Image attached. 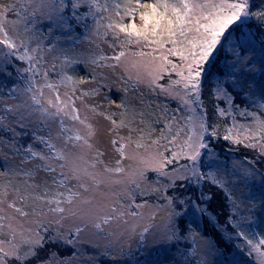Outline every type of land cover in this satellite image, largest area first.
Here are the masks:
<instances>
[{
  "label": "snow or ice",
  "instance_id": "obj_1",
  "mask_svg": "<svg viewBox=\"0 0 264 264\" xmlns=\"http://www.w3.org/2000/svg\"><path fill=\"white\" fill-rule=\"evenodd\" d=\"M131 3L132 0H128V4ZM128 4L123 7V16L121 5L114 4L117 19L109 17L106 24L97 17L101 11L108 10L107 4L101 7L98 0H26L22 10L27 15L22 18L21 9L15 2L0 4V76L4 78L0 80V130L11 133V140L0 137V164L4 165L0 168V177L23 178L19 184H13L11 179L0 184V264H82L80 234L89 227L106 239L115 237L116 243L126 242L129 250L133 239L138 247L146 246L151 221L158 218V212H153L150 223L142 227L130 222L129 218L133 221L142 219L143 210L150 207L146 200L136 203V195L152 193H162L158 198L165 203L155 207L167 220L163 231L152 237L154 244L173 247L180 241L190 242L191 254H196L198 241L202 240L209 250L224 258V264H230L216 244L197 230V221L193 219L189 223L184 217L189 213L193 216L199 213L201 217L207 215L204 205L210 197L201 190L202 181L221 188L225 186L223 180L218 179L215 141L223 140L236 146L237 150L242 147L257 153V156H245L233 163L232 175L236 177V183L247 187L258 174L264 181V174L255 167L264 158V116L249 112L247 107L240 108L236 103L237 97L250 100L257 91L264 101V86L256 80L257 67L264 74V0H134V6L128 7ZM85 7L87 11L81 12ZM137 12L139 25L135 23ZM10 13H15L18 19L9 20ZM89 18L95 21L96 35L101 34V27L105 29V36L111 33L113 54L89 56L86 61L88 75L76 78L68 72L74 70L73 65L85 61L75 60L66 50H60L53 57L54 61L61 60L60 71L56 72L58 79L51 80L50 69L55 72L56 64L52 63L50 69L46 67L45 53L56 52L57 43L46 49L41 44L33 47L35 22L39 20L45 24L49 35L56 31L66 34L74 31L73 24L87 28ZM125 18H129V22L125 23ZM21 19L30 20L32 26L25 23L23 30H19L16 25ZM6 25L13 26L11 31ZM133 45L137 46L136 50ZM129 57L135 58L130 64L135 69V76L128 72ZM170 57H178L179 63ZM20 64L24 66L20 67ZM118 67L124 68V75L118 77L124 85L138 87L145 83L153 93L177 101V108L170 110L167 104L162 106L165 126L156 139H151V132L155 131L151 124L161 123V118L147 124L150 131L145 132L131 127L136 116L140 117L141 124H146L145 113L133 109L131 119L126 120L129 109L125 100L116 104L117 108L124 109L119 123L113 118L116 113L100 112L95 105L87 106L92 113L111 121L110 132H118L121 128L139 131L138 139L133 141L129 135L127 140L135 143L137 149L145 150L129 155L125 151V137L117 135L111 143H119L115 151L120 158L114 167L104 165L101 175L90 169L103 164L99 158L104 153L94 148L91 139L95 136V129L87 116L81 117L76 101H83L86 96H99L106 87L97 82L95 69ZM173 74L176 79L172 78ZM165 76L168 77L167 85L160 83ZM9 81L12 82L10 85ZM93 82H96L95 87L80 89L79 95L76 94L79 85ZM205 85H210L208 91L214 100H223L227 105H217L215 115L232 118V124L224 126L222 136L219 135V125L209 122L211 117L202 99ZM62 87L66 89L63 93L60 91ZM123 91L127 93L128 87ZM5 96L10 103L4 100ZM258 107L264 109V102L258 103ZM237 114L251 117V123H238ZM50 122L58 124L59 131L55 136L49 127ZM33 123L39 127L32 131V139L43 145L44 150L37 151L32 143H19L28 135L27 130ZM76 123L87 129L86 135H81L74 127ZM38 131H47L48 134L37 135ZM56 139H63L64 147H57L53 142ZM146 139L151 140L150 145L144 143ZM5 145L11 155L4 153ZM69 145L92 151L93 158L85 161L83 156L72 153ZM166 152H170V156L165 155ZM16 156L21 157L19 163L8 166ZM181 160L184 163H180ZM36 161L38 163H34ZM127 161L132 163L127 164ZM30 163L34 166L28 167ZM57 167L61 170L59 173ZM38 171L52 175L51 186L44 181L41 188L40 184L33 182ZM149 172L156 174L153 182L156 186L145 188ZM85 178L91 183L85 182ZM162 179L166 183L161 184ZM71 180L77 184L70 187ZM101 185L108 189L103 194L104 200L97 199L95 192ZM116 186L122 191H112ZM89 192L93 194L85 195ZM10 193L14 194L11 200L8 199ZM227 195L233 211H239L243 201L238 204L231 193ZM30 200L31 206L28 204ZM261 204L264 206V200ZM5 205L21 219L6 214ZM49 214L51 219H45ZM30 215L35 219L23 220ZM69 220L76 226L66 228L65 223ZM114 223L120 229L119 233L105 231ZM228 223H234L231 216ZM214 226L221 232L227 231L218 223ZM5 236L7 239L3 238ZM237 236L244 237L250 249L248 254L257 253L260 264H264V238L254 243L242 231ZM49 246L71 249V254L61 257ZM111 246L110 241L108 247ZM46 249L49 250L43 258L40 253ZM201 264L208 262L202 260Z\"/></svg>",
  "mask_w": 264,
  "mask_h": 264
},
{
  "label": "rangeland",
  "instance_id": "obj_2",
  "mask_svg": "<svg viewBox=\"0 0 264 264\" xmlns=\"http://www.w3.org/2000/svg\"><path fill=\"white\" fill-rule=\"evenodd\" d=\"M15 2L17 5V8L21 9V18L26 16L27 13L22 10V5L26 3V0H0V4L4 3H12ZM98 3L101 5V7H104L105 4H107V11H101L98 14V19H101L102 24H106L108 22L109 17L113 19H117L115 17V9L113 7L114 4L119 3L121 5V16H123V7L125 4H128L126 0H98ZM128 7H132V4H128ZM140 11H143L141 9ZM9 20L18 19V17L15 15V13H10L8 16ZM128 18H125L124 22H126ZM135 21L137 23H140L139 16L135 17ZM28 23V26H32V22L25 21L23 19L20 20V23L16 25V28L19 30H23L24 24ZM127 23V22H126ZM6 27L9 28L11 31L12 25H6ZM36 32H35V39L33 41L32 46L36 47L37 44H41L45 49L51 45L52 43H57V51L51 52V53H45V66L49 67L52 63L56 64V71L52 72L50 69V79L55 81L58 79L56 72L60 71L61 68V60H53V57L57 56L59 54L60 50H66L67 54L72 57L75 60L85 61V63L82 64H76L73 65L72 71L68 72V75L74 76L76 78H79L80 76H87L88 75V66H87V58L89 56L93 55H99L101 53L105 55H112L113 49L110 47L111 42L107 37H111L112 35L109 32L107 36H105L103 33L105 29L103 27L100 28V35H96V24L95 21L92 23V26L90 29H88L85 34L81 37L78 36L77 32L74 30L71 33H63L62 31H56L53 34L49 35V29L45 24H42L39 20L35 22ZM135 45L132 46L133 49L136 50ZM257 47H259L257 43ZM132 57H129L127 59V63L129 64L128 72L129 74L135 76V69L130 67ZM97 73V82L103 83L106 85L105 88L101 90V93L99 96H86L83 98V101L77 100L76 106L80 111L81 117L87 116L88 122L91 123L95 129V136L92 137L91 142L94 145L95 149H99L101 152L104 153L102 157L99 159L103 160V164H97V167L95 169H90V171L97 172L99 174H103V167L104 165H108L109 167L115 166V161L119 159V153L115 151V148L119 146V143L117 145H112L111 141L112 139L116 138L118 136L125 137V140L123 141L126 144L125 151L131 155L133 152H139L144 153V149H137L135 147V143H129L127 140V137L129 135L132 136V140L135 141L139 138V131L130 132L129 128H121L118 129V132H110L109 129L112 128L111 121H108L105 119L104 116L96 115L92 113L87 106L89 105H95L98 107V111L100 112H106V113H116V115L113 117L117 123H119L121 116L120 113L124 111L122 108H117L116 104H119L121 100H125L126 106L129 109V115L126 117L127 119H131L132 110L134 109L136 112L143 111L145 113V121L146 124L140 123V117L136 116L135 120L132 121V125H134L132 128L136 129H143L145 132H149L150 128L147 127V124H151V122L155 119L161 118V123L163 124L162 116H163V110L162 106L167 104L168 108L170 110H174L177 108V101L171 100L170 98L166 97L163 94L153 93L151 89L147 86L145 83H141L138 87H131L126 86L123 84L122 81L118 80V77L124 75V68L118 67L116 69H109V68H97L95 69ZM102 74V75H101ZM4 78L0 76V80H3ZM256 80L258 84L261 86H264V74H261L257 67L256 71ZM96 86V82L89 83V84H83L79 85L77 89V95H79L80 89L88 90ZM124 87H128L127 93L123 91ZM109 88H111V91H109ZM66 89L63 87L60 89L61 93H63ZM45 94L48 95L47 89H45ZM260 98V92L257 91V94L251 99L258 103V100ZM4 100L7 102H11L8 100V97L5 96ZM109 101H115L116 103L110 104ZM150 106V107H149ZM171 115V112L169 113V116ZM182 115V114H177ZM35 119V118H33ZM251 123V121H246L243 124ZM151 124V127L155 129V131L151 132V139H156L160 132H159V125ZM39 127L37 124H31V126L28 128L29 131H33L35 128ZM49 127L51 128L52 135L55 136L56 133L59 131L58 124L54 122H50ZM75 128H77L81 135L87 134V129L78 123L74 125ZM27 130V131H28ZM17 131H20L19 128H17ZM5 132V131H4ZM11 135V133L6 132ZM37 135H47V131H38L36 133ZM0 137H3L5 140H11L6 139V137L3 135ZM56 143L57 147H64L63 139H56L53 141ZM179 142V141H178ZM146 144H151L150 139H146L144 141ZM163 143V142H162ZM33 147L37 151L44 150L43 145L35 142L33 143ZM69 150L74 153L77 156H83L85 161H90L93 158V152L86 149V148H72L71 145H69ZM163 150V149H161ZM176 150V149H174ZM4 153L6 155H11L8 152V148L5 145L4 146ZM21 157L16 156L14 157L12 164L8 165L10 167H14L16 164L19 163ZM240 159H234L233 163L236 161H239ZM80 161H78L79 163ZM38 163V161L34 162ZM34 163H30L28 167H33ZM127 164H131V161H127ZM218 164H219V175L218 178L223 180V182L226 184L227 188L230 190L232 196L237 200V203L240 204L241 201L243 203L240 206L239 211H243L246 218H249L252 215H257L259 218L264 219V211H260L258 209L254 208L253 202L248 197V190L249 186H244L243 184L236 183V177L232 175L230 170H228L224 164L223 160L218 157ZM4 167L3 164H0V168ZM61 170L57 167V173H59ZM64 171H67L65 169ZM11 179L13 181V184H19L22 182V177H0V184H5ZM256 179L261 180L259 174L257 175ZM44 181L48 182V185L51 186L52 183V175L44 173L43 171H38L37 175L33 178V182L40 184L41 188L44 186ZM155 180L148 177L147 183L145 184V188H148L150 186H156L153 184ZM85 182L91 183L87 178H85ZM161 184L166 183V180L162 179ZM77 184V181L71 180L69 182V186H75ZM23 191V188H22ZM39 191V189H37ZM108 191L105 185H101L99 189H96V196L99 200H104V193ZM112 191H122V188L120 186H116L112 189ZM139 191V190H138ZM92 192L85 193V195H92ZM155 196H159L160 194L153 193ZM138 195V194H137ZM136 195V196H137ZM14 194L10 193L8 199H13ZM19 204V202H17ZM136 203H143L136 200ZM148 205L150 207H147L143 210V218L139 220L133 221L132 218L130 219V222L137 223L139 226H144L150 223V216L153 212H158V218L154 221H151L152 223V229L149 234L148 244L146 246H140L138 247L135 239H133V242L131 244V249L129 250L128 244L126 242L116 243L115 237H109L105 238L103 234L97 235L95 234V230L89 227L86 231L82 232L80 234L81 243H82V256L80 257V260L82 264H101L100 259L103 257L104 260H108L109 264H177V261L180 262V264H201L202 260H207L208 264H224V261L217 256L216 252L213 250H209L201 241H198V251L196 254H191V244L190 242H186L187 245H182L180 242L176 243L175 246L169 247L164 246L161 247L158 244H154L152 242V237L154 235H158L163 231V228L165 224L167 223V220L163 218V214L158 211V209L155 207V205H163L165 201L163 202H157V201H147ZM29 206H31L32 201H28ZM251 205V207H246ZM6 208V205H5ZM30 211V207L28 209ZM6 214L16 215L18 219L19 218L17 213L12 212L11 209L6 208ZM32 219H35V217H32L31 215L27 218H23L24 221H31ZM45 219H51V214H49L48 217H45ZM76 224L69 220L65 223V227H75ZM105 231H113L116 233H119L120 229L117 228L116 224H112L105 228ZM226 236H228L226 234ZM204 238H207L206 236H203ZM4 239H7V236L3 237ZM127 240V237H125V241ZM112 242V246L108 247L109 242ZM249 250L245 251L242 248L236 250L230 257L228 262L230 264H253V261L260 262L257 256V253L252 252L251 255H249ZM104 264V263H102Z\"/></svg>",
  "mask_w": 264,
  "mask_h": 264
},
{
  "label": "trees",
  "instance_id": "obj_3",
  "mask_svg": "<svg viewBox=\"0 0 264 264\" xmlns=\"http://www.w3.org/2000/svg\"><path fill=\"white\" fill-rule=\"evenodd\" d=\"M126 2H128V0H126ZM144 2H150V0H144ZM131 4L132 6H134V0H132ZM84 11H87L86 7L81 9V12ZM136 15H139L138 12L136 13ZM93 22L94 20L89 18L87 21V25H88L87 28H85L83 25L76 26L75 24H73V28L77 32L78 36L81 37L85 34V32L88 29L91 28ZM126 22H129V18ZM135 23L137 22L135 21ZM137 24L139 25V23ZM247 30L248 29H245V31ZM252 31L253 32L256 31L255 27L252 28ZM107 39H109L111 43L113 42V39L110 36L107 37ZM170 59H173L174 62L179 63L178 57L177 58L170 57ZM19 66L23 67L24 65L20 64ZM172 78L176 79L177 77L173 74ZM8 83L10 85L12 82L9 81ZM160 83L167 85L168 77L165 76V78L162 81H160ZM208 87H210V85H205V90L202 96L203 104L204 107L207 109L209 116L211 117L209 122L219 125V135L222 136L224 134V126L231 125L232 118L218 117L215 115V107L217 105L219 107H227V105L223 100L220 101L214 100L210 92L208 91ZM252 101H253L252 99L242 100L239 97H237L236 99V103L240 106V108L247 107L249 112L255 111L258 114L264 116V109L258 107V103L264 101H261L260 98L257 104L256 102L253 103ZM235 119L240 124L252 120L251 117H242L239 114L236 115ZM153 125L156 126L155 124ZM158 125L160 126L159 127V132H160L165 125L160 123ZM133 126L134 125H131V127ZM0 135L1 136L4 135L6 139H11V135L4 132L3 130H0ZM19 143L22 145L35 143L32 139V131L28 130V135L21 138L19 140ZM214 143L218 157H220L223 160L224 166L228 170H230L231 173H232V165L234 159L241 160L245 156H257V153L255 151L244 149L242 147L237 150L236 146H233L230 143H225L223 140L215 141ZM170 154H171L170 152L165 153V155H169V156ZM180 163H184V161L181 160ZM255 167L258 169L259 173L264 174V158H262L260 162H258L255 165ZM147 176L156 180V174L154 172H149ZM224 185L225 186L221 188L219 186L212 185L210 182L202 181L200 186L201 190L204 193H206L208 197H210V199L207 200L206 205H204L205 207H207V215L201 217L199 213H197L195 216L189 213V215L184 217V220L190 223L193 219H195L199 224V228L197 230L202 232L203 236L210 238L216 244L217 248L224 253V256L227 257V260H229L231 255L236 250L242 248L243 250L248 251L249 249V247L246 245V241L244 237L237 236L238 232L241 231L244 232L245 236H247L248 239H252L254 243L257 242L259 239L264 238V219L259 218V216L257 215H252L249 218H246L243 211L234 212L232 201L228 198L227 195L228 193L231 192L227 188L225 183ZM190 191L192 190L190 189ZM168 194L171 195L172 191L169 190ZM197 194L199 193L197 192ZM247 194L249 199L253 202L254 208L263 212L264 206H262L261 201L264 200V181L255 179V181L249 185V190ZM159 196H162V193ZM159 196H155L153 193L146 194L144 196L137 195L136 200L139 202H144L145 200L163 202L164 200L162 198H158ZM230 216L233 218L234 221V223L232 224L228 223V219ZM216 223H218L222 228H226L227 231L221 232L219 228L214 226V224ZM236 224H239L240 226L236 227ZM226 234L228 236H226ZM180 243L182 245H187V243L184 241H180ZM49 249L58 251L61 257L71 254V249H65L63 247L55 248L54 246H49ZM49 249H46L44 252H41L40 253L41 257L46 258V252ZM220 258L224 261L223 257ZM100 261L101 264L102 263L109 264V261L108 260L105 261L103 257L100 259ZM253 264H260V262L253 261Z\"/></svg>",
  "mask_w": 264,
  "mask_h": 264
},
{
  "label": "built area",
  "instance_id": "obj_4",
  "mask_svg": "<svg viewBox=\"0 0 264 264\" xmlns=\"http://www.w3.org/2000/svg\"><path fill=\"white\" fill-rule=\"evenodd\" d=\"M136 16L138 17L139 15H135V17H136Z\"/></svg>",
  "mask_w": 264,
  "mask_h": 264
}]
</instances>
